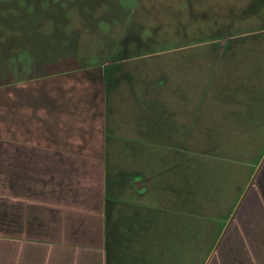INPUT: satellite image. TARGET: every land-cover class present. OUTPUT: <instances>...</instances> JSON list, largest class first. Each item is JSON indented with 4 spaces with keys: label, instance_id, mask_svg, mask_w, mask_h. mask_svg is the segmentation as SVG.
<instances>
[{
    "label": "rangeland",
    "instance_id": "1",
    "mask_svg": "<svg viewBox=\"0 0 264 264\" xmlns=\"http://www.w3.org/2000/svg\"><path fill=\"white\" fill-rule=\"evenodd\" d=\"M263 56L264 0H0V130L7 85L27 74L126 69L136 88L106 92L132 97L97 110L109 189L165 210L177 256L207 264L264 157ZM89 74L71 77L79 97L101 83ZM129 118L163 131L125 137Z\"/></svg>",
    "mask_w": 264,
    "mask_h": 264
},
{
    "label": "crops",
    "instance_id": "2",
    "mask_svg": "<svg viewBox=\"0 0 264 264\" xmlns=\"http://www.w3.org/2000/svg\"><path fill=\"white\" fill-rule=\"evenodd\" d=\"M56 53L57 63L73 57ZM94 70L101 83L91 77L100 84L79 97V88L88 85L79 81ZM94 70L27 74L32 82L7 85L13 91L4 95L0 130V264H186L177 256L180 245L169 241L173 231L163 223L165 210L109 189L97 110L113 98L132 97L108 96V90L136 86L126 69ZM73 76L85 79L74 82ZM130 119L116 124L125 137L163 131L162 120ZM219 234L207 264H264V157L258 178Z\"/></svg>",
    "mask_w": 264,
    "mask_h": 264
},
{
    "label": "trees",
    "instance_id": "3",
    "mask_svg": "<svg viewBox=\"0 0 264 264\" xmlns=\"http://www.w3.org/2000/svg\"><path fill=\"white\" fill-rule=\"evenodd\" d=\"M8 45H9V43H8Z\"/></svg>",
    "mask_w": 264,
    "mask_h": 264
}]
</instances>
